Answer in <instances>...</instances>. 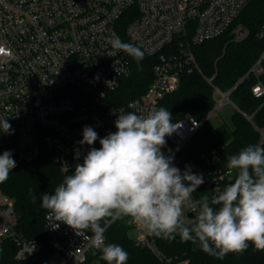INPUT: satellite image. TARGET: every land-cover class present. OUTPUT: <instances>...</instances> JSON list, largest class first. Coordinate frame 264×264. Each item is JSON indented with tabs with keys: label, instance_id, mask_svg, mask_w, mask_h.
<instances>
[{
	"label": "built area",
	"instance_id": "1",
	"mask_svg": "<svg viewBox=\"0 0 264 264\" xmlns=\"http://www.w3.org/2000/svg\"><path fill=\"white\" fill-rule=\"evenodd\" d=\"M247 1L0 0V122L6 119L11 125L10 132L3 133L15 138L23 162H33L46 146L55 153L64 174L72 175L78 160L75 152L83 159L90 147L99 148V138L116 131L119 111L146 115L177 92L182 77L198 69L194 47L222 36ZM113 34L157 58L145 92L127 101L121 100L120 89L132 73V57L106 43ZM248 34L239 30L236 38L243 40ZM263 59L264 55L251 70L258 80L264 73ZM252 93L264 97L261 81ZM218 95L220 104L231 101L229 92L215 89L216 100ZM209 115L198 120L186 113L176 121L181 126L166 137L161 151L173 157L181 172L188 167L201 174L206 187L219 193L233 173L227 169L207 173L181 156ZM85 126L98 133L92 146L78 143ZM191 210L196 213L197 207L184 208L185 220ZM113 221H106L105 231ZM57 223L55 228L56 221L47 215L45 229L54 254L45 264H86L89 255L102 247L87 230L80 236L63 222ZM132 223L137 245L150 249L164 264H182L163 256L153 235ZM16 224L14 203L0 193V240L16 239L17 259H37V242L23 240L14 230ZM25 244L35 247L32 254L24 251Z\"/></svg>",
	"mask_w": 264,
	"mask_h": 264
},
{
	"label": "clouds",
	"instance_id": "2",
	"mask_svg": "<svg viewBox=\"0 0 264 264\" xmlns=\"http://www.w3.org/2000/svg\"><path fill=\"white\" fill-rule=\"evenodd\" d=\"M106 43L133 57L138 65L144 58L140 48L122 42L115 34ZM119 113L116 131L99 138V148L90 147L83 162L75 165L74 173L65 177L54 194L41 195V207L56 221L55 228L57 222H63L80 236L91 230L107 264H126L128 253L117 244H104L105 228L100 221L106 218L130 217L151 235L169 241L178 235L181 242L198 244L203 252L219 259L243 253L250 243L264 250V147L250 144L229 156L227 170L236 173L234 182L211 200L207 195L193 200L192 194L204 183L203 176L188 167L181 172L173 157L161 151L166 137L181 122H173L172 113L164 107L153 108L146 115ZM0 126L3 132H10L6 119ZM97 139L98 133L85 126L78 143L92 146ZM74 158H80L78 150ZM15 167L11 151L0 154V184ZM29 195L35 203L36 195L31 190ZM197 205L199 214L186 222L184 208ZM23 248L28 255L35 250L28 244Z\"/></svg>",
	"mask_w": 264,
	"mask_h": 264
},
{
	"label": "trees",
	"instance_id": "3",
	"mask_svg": "<svg viewBox=\"0 0 264 264\" xmlns=\"http://www.w3.org/2000/svg\"><path fill=\"white\" fill-rule=\"evenodd\" d=\"M263 26L264 0H248L238 18L222 36L194 47L198 69L183 76L181 88L161 103L160 107L172 113L173 122L180 120L186 113L203 120L217 105L215 89L223 93L234 89L230 95L232 103L237 107L232 115L233 128L216 126L207 120L181 151L184 160L199 164L207 173L227 169V158L238 154L247 145L259 144L264 147V97L257 98L252 93V87L258 81L264 85V73L258 80L251 72L264 55ZM239 30H247L248 36L237 40ZM156 61V57L144 54L138 65L131 58L132 73L123 81L120 89L122 101L131 100L145 92L153 79ZM262 65L264 67V59ZM4 151L12 152L16 167L9 173L7 181L0 184V193L14 203L19 214L15 232L26 242H37L38 258L17 259L19 245L16 239L6 237L0 240V248L3 249L0 264H45L54 254V249L45 229L49 213L41 207V195L54 194L55 188L67 175L60 169L55 153L46 146L41 148L38 158L33 162H23L18 157L15 138L4 134L0 126V154ZM82 162L83 159H78L76 164ZM235 176L233 172L222 184V188L234 182ZM29 190L36 195L35 203L30 198ZM204 195L211 200L218 193L206 187L204 182L192 194L193 200ZM196 207L197 216L199 206ZM111 220L106 218L100 221L101 226L104 227L106 221ZM132 230L134 226L130 217L116 219L105 231L104 244L121 246L128 253L126 264H164L150 249L136 244L134 238L130 237ZM87 231L93 234L91 230ZM152 241L163 256L182 264H264V250L255 249L251 243L243 253H229L219 259L203 252L198 244L181 242L178 235L171 241L153 235ZM101 256L100 248L89 255L86 264H107Z\"/></svg>",
	"mask_w": 264,
	"mask_h": 264
},
{
	"label": "rangeland",
	"instance_id": "4",
	"mask_svg": "<svg viewBox=\"0 0 264 264\" xmlns=\"http://www.w3.org/2000/svg\"><path fill=\"white\" fill-rule=\"evenodd\" d=\"M217 106L209 115V121L216 125L220 126L223 125L226 128H233L232 124V115L236 111V107L231 101H225L224 103L220 104V96H217ZM130 237H135V230L130 232ZM94 261H91L93 263ZM90 263V262H89ZM56 264H66L65 261H60Z\"/></svg>",
	"mask_w": 264,
	"mask_h": 264
},
{
	"label": "water",
	"instance_id": "5",
	"mask_svg": "<svg viewBox=\"0 0 264 264\" xmlns=\"http://www.w3.org/2000/svg\"><path fill=\"white\" fill-rule=\"evenodd\" d=\"M234 90V89H233ZM233 90H231L230 92H229V94L231 95V93L233 92ZM19 216V214L17 213V217ZM196 217V213L194 212V211H190V212H188L187 213V215H186V218L188 219V220H193L194 218Z\"/></svg>",
	"mask_w": 264,
	"mask_h": 264
},
{
	"label": "crops",
	"instance_id": "6",
	"mask_svg": "<svg viewBox=\"0 0 264 264\" xmlns=\"http://www.w3.org/2000/svg\"><path fill=\"white\" fill-rule=\"evenodd\" d=\"M235 106V105H234ZM236 107V106H235ZM236 110H237V107H236Z\"/></svg>",
	"mask_w": 264,
	"mask_h": 264
}]
</instances>
